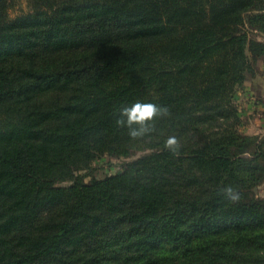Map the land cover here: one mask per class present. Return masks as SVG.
<instances>
[{
	"label": "trees",
	"instance_id": "trees-1",
	"mask_svg": "<svg viewBox=\"0 0 264 264\" xmlns=\"http://www.w3.org/2000/svg\"><path fill=\"white\" fill-rule=\"evenodd\" d=\"M15 1L0 0V264H264V133L242 130L236 98L264 57V0L10 16ZM137 101L168 111L133 138L117 119Z\"/></svg>",
	"mask_w": 264,
	"mask_h": 264
},
{
	"label": "rangeland",
	"instance_id": "rangeland-1",
	"mask_svg": "<svg viewBox=\"0 0 264 264\" xmlns=\"http://www.w3.org/2000/svg\"><path fill=\"white\" fill-rule=\"evenodd\" d=\"M28 10L27 7V3L26 0H16L15 3L12 5V7L9 9V15L10 16H16L18 14H21L25 11ZM259 40H264L263 36H258L256 37ZM264 59V57H261L259 59H257L254 64V73L249 75L246 79V82L251 79L252 77H254L256 75V73L258 72V68H257V61ZM264 62H262L261 64H263ZM245 82L242 85V88L238 91V93L236 94V98H237V103H238V110L239 113L241 114L242 117V130L246 133H257L259 135L264 133V113L260 110H256L254 109L256 107V97L252 94L247 92L245 94V98L243 99L244 104H242L241 101V97H239V92L240 96L243 95V91L245 89ZM246 92V91H245ZM260 101H264L261 100ZM141 152H137L134 153L130 156H126V157H112L109 155H103L98 159H95V161L92 164V169H91V173L93 176L96 177H102L106 174L109 173H113L115 171L120 170V168L122 167V164L129 160L132 159L134 157H137ZM86 180H89L90 177H86ZM256 192L257 194H259L260 196L264 197V182H262L257 188H256Z\"/></svg>",
	"mask_w": 264,
	"mask_h": 264
},
{
	"label": "clouds",
	"instance_id": "clouds-1",
	"mask_svg": "<svg viewBox=\"0 0 264 264\" xmlns=\"http://www.w3.org/2000/svg\"><path fill=\"white\" fill-rule=\"evenodd\" d=\"M168 111L166 106H162L153 102L137 101L130 106H124L120 109V116L117 119V124L126 126L128 134L133 137H141L149 131V123L157 116L164 115ZM165 146L176 152L179 150V142L175 137H168L165 140ZM224 196L229 201H239L242 193L233 185L229 184L223 188Z\"/></svg>",
	"mask_w": 264,
	"mask_h": 264
},
{
	"label": "crops",
	"instance_id": "crops-1",
	"mask_svg": "<svg viewBox=\"0 0 264 264\" xmlns=\"http://www.w3.org/2000/svg\"><path fill=\"white\" fill-rule=\"evenodd\" d=\"M262 62H264V59L257 61L258 72L247 82L245 81V89L242 92L243 95L240 96L241 92H239V97H241L240 102L244 104L243 99L246 97L245 94L247 92L252 93L257 99L256 107L254 109L260 110L264 113V101H260V99L264 100V63L261 64Z\"/></svg>",
	"mask_w": 264,
	"mask_h": 264
}]
</instances>
